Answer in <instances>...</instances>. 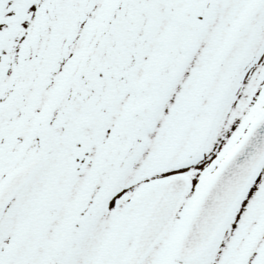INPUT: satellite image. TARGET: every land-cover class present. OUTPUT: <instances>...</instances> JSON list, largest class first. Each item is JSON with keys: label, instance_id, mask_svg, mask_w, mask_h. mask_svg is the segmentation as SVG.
<instances>
[{"label": "snow or ice", "instance_id": "6c2138e0", "mask_svg": "<svg viewBox=\"0 0 264 264\" xmlns=\"http://www.w3.org/2000/svg\"><path fill=\"white\" fill-rule=\"evenodd\" d=\"M0 264H264V0H0Z\"/></svg>", "mask_w": 264, "mask_h": 264}]
</instances>
